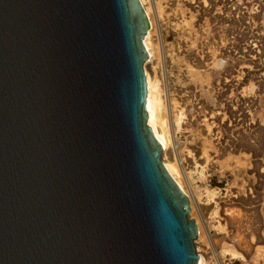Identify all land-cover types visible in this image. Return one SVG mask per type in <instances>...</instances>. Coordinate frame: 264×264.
<instances>
[{
  "label": "water",
  "instance_id": "obj_1",
  "mask_svg": "<svg viewBox=\"0 0 264 264\" xmlns=\"http://www.w3.org/2000/svg\"><path fill=\"white\" fill-rule=\"evenodd\" d=\"M149 30L140 0H0V264H198Z\"/></svg>",
  "mask_w": 264,
  "mask_h": 264
},
{
  "label": "rangeland",
  "instance_id": "obj_2",
  "mask_svg": "<svg viewBox=\"0 0 264 264\" xmlns=\"http://www.w3.org/2000/svg\"><path fill=\"white\" fill-rule=\"evenodd\" d=\"M141 1L163 159L202 264H264V0Z\"/></svg>",
  "mask_w": 264,
  "mask_h": 264
},
{
  "label": "bare ground",
  "instance_id": "obj_3",
  "mask_svg": "<svg viewBox=\"0 0 264 264\" xmlns=\"http://www.w3.org/2000/svg\"><path fill=\"white\" fill-rule=\"evenodd\" d=\"M141 1V0H140ZM142 3V1H141ZM144 9H145V12L147 14V17H148V20L150 22V19H149V16H148V11H146V8L144 6V4L142 3ZM151 31V23H150V30L147 32V35H146V38H143V43H144V46L146 48V51H147V61L143 63V69H144V73L145 72V63L148 62V57H149V53H148V50H149V45H148V42H147V39H148V36H149V32ZM145 78H146V95H147V123L151 126V128L153 129L154 131V134L155 136L157 137V139L160 141V144H161V147H162V161L166 167V169L173 175V178L175 179V181L177 182V184L181 187V189L187 194L185 188L183 187L181 181L178 179V177L176 176L175 172V168L172 167L171 165L167 164L164 162V159H163V154H164V148L166 149L167 148V139L165 138L164 134L163 133H160V131L157 129V126L156 124L158 125V123L161 124V122H158L159 119L161 117H159V119L157 120L156 119V116H157V112H158V104H157V100H156V95H154L153 93V90L152 88L154 89L153 87V84L152 83V79L148 76V74L146 73L145 75ZM155 89H156V86H155ZM156 93V91H155ZM157 94V93H156ZM159 98V97H157ZM159 102V100H158ZM160 115V114H159ZM157 121V123H156ZM162 121V120H160ZM160 126V125H159ZM160 129V128H159ZM162 130V129H161ZM164 131V130H163ZM162 132V131H161ZM188 196V194H187ZM189 207H190V204H189ZM189 213H190V210H189ZM188 213V214H189ZM190 216V215H189ZM196 222V221H195ZM197 223V222H196ZM197 229H198V232H199V226L197 224ZM197 232V233H198ZM197 248V247H196ZM202 257L200 256V254L198 253V264H202Z\"/></svg>",
  "mask_w": 264,
  "mask_h": 264
}]
</instances>
